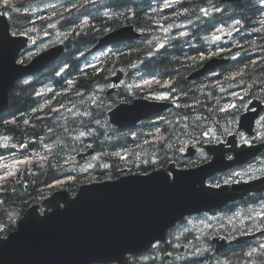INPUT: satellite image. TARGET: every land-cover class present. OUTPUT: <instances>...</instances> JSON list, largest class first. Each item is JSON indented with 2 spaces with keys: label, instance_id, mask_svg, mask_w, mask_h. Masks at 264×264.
<instances>
[{
  "label": "trees",
  "instance_id": "16d2710c",
  "mask_svg": "<svg viewBox=\"0 0 264 264\" xmlns=\"http://www.w3.org/2000/svg\"><path fill=\"white\" fill-rule=\"evenodd\" d=\"M20 1L25 0H12L10 7L5 9L3 0H0V9L9 14L11 30L15 34H30L37 42L44 35H49V25L57 19L65 51L42 72L45 78L40 76L42 73L33 76L41 81H53L54 91L37 97L34 95L37 83L33 80L18 81L10 91L8 109L0 115V135H7L10 143L19 149L20 145H26L15 155L12 154L15 147L0 145V177L8 172L14 173L0 179V224L5 226L4 229L14 227V217L22 215L32 204H40L57 187L76 193L81 184L114 178L117 170L123 167L129 172L141 173L166 166L171 160L180 163L182 156L179 152L185 145L200 142L202 135L209 136L211 131L221 134L231 129L232 121L238 116V107L227 111L221 109L233 95L235 86L243 85L242 89L246 81H250L260 89L261 96L264 95V28L259 37L254 34L255 28L248 30L249 39L244 45L249 57L242 55L233 59L204 78L187 79L189 73L199 68L207 58L218 54L233 56L231 45L223 50L207 49L201 42L193 46L191 36L198 40L202 33L211 31L216 23L223 20L232 27L234 16L245 24L259 22L257 4L253 0L235 3L193 0L196 4L193 6L187 0L178 2L180 17L191 14L192 20L196 21V26L190 27L193 34L176 39L160 32L162 36L150 41L148 35L155 32V28L151 26L153 19L148 0H108L105 2L108 7L117 9L111 21L99 14L100 0H67L61 11L48 12V16L46 11H37L33 15L35 11L25 7L13 12L12 3L21 6ZM207 4H213L215 9L222 6L224 11H209L206 18L199 10ZM82 16H87L86 21L80 19ZM123 21L136 27H146L141 38L123 42L121 47L112 50L97 64L81 69L80 65L86 61L82 51L107 28ZM65 24L71 25L70 29ZM231 36H234L232 28ZM161 38L170 43L155 52L156 42ZM238 67L243 71L239 79L235 75ZM117 69L123 71L125 83L114 93L106 95L105 84ZM155 76L160 79L157 83H154ZM135 78L144 81L142 86L127 85ZM101 84L105 89L95 95V88ZM154 90H166L178 102V106L167 112L165 121L157 124L154 130L144 126L149 124V120L141 122L138 127L124 129L108 122L106 112L110 107ZM31 141L32 146L29 144ZM88 147L94 149L98 160L93 168L87 165L79 169L81 158L75 159V154L86 151ZM28 150L33 151L32 162L25 168V163L17 162L29 159L24 155ZM69 176H74V179L63 183L56 181ZM9 213L14 217L7 220ZM259 214L255 218L264 229V221L259 219ZM241 220L238 212H234L226 221L239 224ZM187 240V236L182 237L174 246L171 240L164 242L151 252L135 255L128 264H264L261 255H248L246 247L250 241L212 254L213 244L208 239ZM180 244L187 247L186 255L181 258L178 255ZM166 253L171 254L169 259H166Z\"/></svg>",
  "mask_w": 264,
  "mask_h": 264
},
{
  "label": "water",
  "instance_id": "95a60500",
  "mask_svg": "<svg viewBox=\"0 0 264 264\" xmlns=\"http://www.w3.org/2000/svg\"><path fill=\"white\" fill-rule=\"evenodd\" d=\"M137 35L131 26L122 27L102 37L92 50ZM24 40L10 34L8 20L0 15V113L7 108L15 81L37 71L40 64L51 59L54 49H61L50 48L23 65L16 59ZM223 62L210 60L191 76ZM119 80L120 76L112 77L114 83ZM166 106L138 98L118 104L109 116L114 124L133 126ZM220 158L190 170L172 169L173 181L161 170L85 184L74 197L66 191L55 192L44 200L43 214L36 205L30 207L18 220L16 230L0 238V264H125V254L162 240L167 228L183 215L221 205L222 189L204 185L205 178L222 167Z\"/></svg>",
  "mask_w": 264,
  "mask_h": 264
},
{
  "label": "flooded vegetation",
  "instance_id": "af4514ba",
  "mask_svg": "<svg viewBox=\"0 0 264 264\" xmlns=\"http://www.w3.org/2000/svg\"><path fill=\"white\" fill-rule=\"evenodd\" d=\"M222 11H223V9H222ZM221 11V12H222ZM263 17V16H262ZM188 18H190V20L192 21V23H194L195 24V19L194 20H192V18H191V14L188 16ZM245 23V22H244ZM245 25H247V27H248V30L249 29H251L252 27H254L255 26V23L254 22H250V23H248V24H245ZM243 32H244V30H243V28H241L240 30H238V37H237V42H236V45L234 46V52H235V55L237 56V58H240V56H242V55H245L246 57H249V55H248V53H245V51L247 50V47H246V45H244V43L249 39V37L248 38H244L243 37ZM248 32V31H247ZM254 34H255V32H254ZM28 52H31V50H27ZM238 54V55H237ZM241 71V68L240 67H238L237 68V71H236V73L237 72H240ZM41 77H43L44 76V74L42 73L41 75H40ZM243 75H236V77H237V79H239L240 77H242ZM243 85H240V86H235L234 87V91H235V93H236V95H235V98L239 101V106L241 107V109H242V111H244L245 109H246V106H247V104L245 105V102H244V100H252V99H254V96H253V94L254 93H256V94H259V99L262 101V103H263V108H262V110H261V117H260V119L258 120V122H257V124H256V129H258V128H260V132H263V133H261V134H263V135H261V134H258L257 136H253V137H250V136H247L246 134H244V133H242V132H234V134L236 135V140H237V143L238 144H241V143H244L245 141H248V143H255V142H259L258 140H260V141H262V140H264V127H263V125H264V95L263 96H261V92H260V89L259 88H257V85H253L250 81H246V86L244 87V88H242L241 89V87H242ZM251 86V87H250ZM248 92V94L247 95H243V92L245 93V92ZM238 97H243V99H240V98H238ZM248 100V101H249ZM249 101V102H250ZM248 102V103H249ZM255 129V131L257 132V130ZM219 135H222L223 136V133H221V134H219ZM229 135V134H228ZM228 135H225L224 137H218L219 139H220V142H225L226 141V139H227V136ZM256 135V134H255ZM1 138H0V141L1 142H3V143H1L0 142V145L2 146V147H4V148H11V147H15L16 145L14 144H12V143H8L7 144V142H9V137L7 136V135H1L0 136ZM7 141V142H6ZM219 142V141H218ZM6 143V144H5ZM5 144V145H4ZM8 145V146H7ZM11 145V146H10ZM233 155V152H231V151H226V156L227 157H231ZM263 158H264V153H262L261 154V156L259 157V159L258 160H253V161H251L250 163H248L246 166H244V168H246V169H253V168H255V165H256V163L258 162V161H262L263 160ZM229 171V170H228ZM239 170L238 169H236V170H232V171H229V172H227V171H225V172H223V174H221V175H227V174H233V173H236V172H238ZM223 178H228V179H230V178H234V179H238V178H240V176L239 175H237V176H227V177H223ZM242 201L244 202V203H248V202H255V203H258V202H260V203H258V204H260V205H264V190H262V191H258V192H252V193H249V194H247L246 196H244L242 199H239V200H237L236 202H234V203H232L234 206H237V205H241L242 204ZM263 221H264V219H263ZM259 226L262 228V224H259ZM263 229V228H262ZM264 230V229H263Z\"/></svg>",
  "mask_w": 264,
  "mask_h": 264
},
{
  "label": "rangeland",
  "instance_id": "374dc122",
  "mask_svg": "<svg viewBox=\"0 0 264 264\" xmlns=\"http://www.w3.org/2000/svg\"><path fill=\"white\" fill-rule=\"evenodd\" d=\"M10 1H12V0H10ZM38 2H36V3H38V4H41V3H43L44 1V3H43V5L44 6H46V7H51V8H53L54 9V5H57V4H59L60 2H62V1H64V0H37ZM33 0H25L24 2H22V1H20V4H21V6H19V5H17V4H15V3H12V9H13V12L14 11H18V10H21L22 8H26L27 10H34L35 8H37V6H36V4H34L35 3ZM35 7H34V6ZM64 6H65V4H63ZM33 6V7H32ZM16 7V8H15ZM123 7H126L127 9H130L129 7H127V6H123ZM125 8V9H126ZM61 9H62V7H61ZM115 10V12H116V10L117 9H114ZM131 10V9H130ZM115 12H113V13H115ZM47 15V14H46ZM48 16V15H47ZM82 18H83V16L82 17H80V19L82 20ZM27 23V22H26ZM25 23V24H26ZM53 25L56 27V28H54L53 26L51 27V28H49L48 29V34L49 35H52V38L55 40V39H59L60 37H62V31H61V29H60V26L58 27V23L57 22H54L53 23ZM66 28L68 27L69 29H70V27H71V25H68V24H65L64 25ZM166 28H167V30H166V33H171L172 31H171V26H169V25H167L166 26ZM54 29H57V30H54ZM218 32H222V30L220 29ZM255 33H256V37H259V33L258 32H256L255 31ZM214 37H217V36H214ZM218 37H219V35H218ZM154 37H150V39H149V41L150 40H152ZM44 45H46V43L45 44H41V45H39L38 47H43ZM40 49V48H39ZM28 52V51H27ZM237 78V77H236ZM106 85V87H107V84H105ZM105 85H99V86H97L96 88H95V91H97V92H94V94L95 95H99L100 94V92L102 91V90H104L105 89ZM105 94H106V90H105ZM162 136H164V134H162ZM98 160V158L96 157V156H92L91 157V159H89V160H87L86 162H85V164H87V165H93V164H95V162ZM83 166H78L77 168H79V169H81ZM73 168H76L75 166H73ZM250 211H255L256 212V210L255 209H253V208H250ZM240 213H242V211L240 212ZM257 213H259V212H256V213H254L253 215H249L248 214V212H246L245 214H243L242 216H240L241 217V222H243V221H245V220H252L253 219V217L255 218V216L257 215ZM263 213H264V211H263ZM16 216V215H15ZM216 216L217 215H213V216H211L210 218H216ZM14 216L13 215H11L10 213L9 214H7V220H10V219H12ZM256 219V218H255ZM259 219H261V220H263L264 219V215H261L260 216V218ZM257 220V219H256ZM14 222V221H13ZM257 222H258V220H257ZM260 224V223H259ZM15 225V224H14Z\"/></svg>",
  "mask_w": 264,
  "mask_h": 264
},
{
  "label": "snow or ice",
  "instance_id": "6c2138e0",
  "mask_svg": "<svg viewBox=\"0 0 264 264\" xmlns=\"http://www.w3.org/2000/svg\"><path fill=\"white\" fill-rule=\"evenodd\" d=\"M261 2L264 3V0H261ZM3 7H4L5 9H8V8L10 7V0H3ZM200 11L203 12V13H205V15H207V12H206L205 9L202 8V9H200ZM216 11H220V9L217 8ZM5 14H7V13H0V15H5ZM236 23L239 24L240 21L237 20ZM230 34H231V33H229V35H230ZM181 35H183V33H181ZM214 38H215V39H219L218 36H217V37H214ZM161 47H163V45H161ZM237 55H238V54H237ZM233 59H235V57H233ZM235 75H243V71L237 72ZM233 78H234V77H233ZM145 83H148V81H145ZM250 87H251V86H250ZM247 94H248V92L246 91V92H245V95H247ZM158 98H160V99H166L167 97H166V96H160V97H158ZM238 98L243 99V97H238ZM235 107H236L235 104H228L225 108L221 109V111H227V110L232 109V108H235ZM26 123H27V122H26ZM82 135H83V133H82ZM245 143H248V141H245ZM17 163H26V161H18ZM12 175H14L13 172H8V173H6L5 176L0 177V179H6L8 176H12ZM216 186H219V185H216ZM259 215H264V213H260ZM260 248H261V249H264V244H261V245H260ZM256 252H257V249L253 248V249L251 250V252L248 253V255H249V256H252V255L255 254ZM260 255H261V256H264V252H261Z\"/></svg>",
  "mask_w": 264,
  "mask_h": 264
},
{
  "label": "bare ground",
  "instance_id": "6f19581e",
  "mask_svg": "<svg viewBox=\"0 0 264 264\" xmlns=\"http://www.w3.org/2000/svg\"><path fill=\"white\" fill-rule=\"evenodd\" d=\"M87 3V2H86ZM35 7V6H34ZM18 35H20V34H15V36H18ZM32 56V55H31ZM218 56H211V57H209V58H207L203 63H202V65L199 67V68H201V67H203L207 62H209L210 60H213V59H216ZM27 63V62H26ZM2 70H5V68H2ZM196 70V69H195ZM194 70V71H195ZM35 77V76H34ZM196 78H199V77H196ZM8 109V107L3 111V112H1L0 113V115L1 114H3L6 110ZM4 135V134H3ZM1 136V135H0ZM1 138V137H0ZM7 142V141H6ZM1 143H3V142H1ZM8 143H10V140H9V142H7V144ZM6 144V143H5ZM4 144V145H5ZM8 146V145H7ZM11 146V145H10ZM186 146V145H185ZM18 147V146H17ZM80 158V157H79Z\"/></svg>",
  "mask_w": 264,
  "mask_h": 264
}]
</instances>
